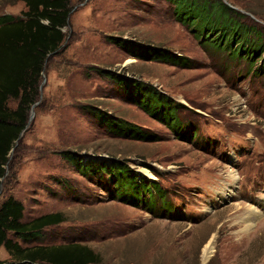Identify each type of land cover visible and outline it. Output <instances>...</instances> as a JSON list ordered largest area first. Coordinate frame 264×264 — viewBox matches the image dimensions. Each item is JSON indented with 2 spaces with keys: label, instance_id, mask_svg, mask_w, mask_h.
<instances>
[{
  "label": "rangeland",
  "instance_id": "374dc122",
  "mask_svg": "<svg viewBox=\"0 0 264 264\" xmlns=\"http://www.w3.org/2000/svg\"><path fill=\"white\" fill-rule=\"evenodd\" d=\"M222 1L264 30V0ZM71 5L67 39L46 62L35 116L1 186L0 202L22 201L26 220L64 214L31 245L85 244L102 264H264V70L254 71L264 54L251 66L238 50L207 45L202 26L180 21L173 0ZM23 10L22 1L0 0V15ZM151 47L188 63L134 55ZM107 72L153 85L166 96L164 108L181 104L176 128L131 102L129 88ZM98 112L156 139L117 136ZM115 160L138 174L136 188L109 180L102 164ZM248 206L260 213L249 228ZM9 258L1 248L0 264Z\"/></svg>",
  "mask_w": 264,
  "mask_h": 264
},
{
  "label": "trees",
  "instance_id": "16d2710c",
  "mask_svg": "<svg viewBox=\"0 0 264 264\" xmlns=\"http://www.w3.org/2000/svg\"><path fill=\"white\" fill-rule=\"evenodd\" d=\"M26 5L21 15H0V191L7 179V164L15 149L21 132L28 126L32 105L40 96V85L46 62L62 48L70 24L72 0H18ZM172 1V0H171ZM177 17L187 25H201L200 37L215 49L227 48L232 55L238 50L239 57L251 66L262 60L264 54V30L242 22L239 13L222 0H173ZM178 11V12H177ZM208 30H210L208 32ZM218 33L211 36L213 32ZM252 32L253 35L249 36ZM120 44L125 40L110 36ZM235 50L230 51L234 42ZM137 58L167 61L173 64L188 63L184 57H175L168 49L151 47L135 49ZM185 60V61H183ZM264 65L254 71H263ZM123 88H129V99L160 121L176 128L181 104L163 107L162 92L153 85L130 80L114 72H107ZM11 102L15 103L13 107ZM160 108V109H159ZM117 136L135 139H156L141 126L114 118L106 113H97ZM113 128H116L113 130ZM83 159L82 156H78ZM82 162V161H81ZM85 167L95 161H85ZM107 164V166H106ZM121 165V166H120ZM109 180L120 185L136 188L138 174L128 164L112 161L103 163ZM83 169V168H82ZM101 168H94L95 173ZM144 184V183H143ZM25 205L10 195L0 202V249L4 248L10 258L1 264H102L101 256L91 247L81 243L60 245H31L39 241L44 230L62 223L64 214L46 213L31 220L25 219Z\"/></svg>",
  "mask_w": 264,
  "mask_h": 264
},
{
  "label": "bare ground",
  "instance_id": "6f19581e",
  "mask_svg": "<svg viewBox=\"0 0 264 264\" xmlns=\"http://www.w3.org/2000/svg\"><path fill=\"white\" fill-rule=\"evenodd\" d=\"M228 176H229L230 179H235L236 178V176H235V174H233V172H229ZM242 208H243L242 204H238L237 205V210L240 211ZM247 209H248V211H247L248 212V215L246 216L245 223H246V227L249 228V227H251L253 225V219L255 217H258L260 215V213L257 210H255L254 208H252V206H248ZM213 245H214V241L212 239L205 246V248H204V256H205V259L209 258L210 257V254L213 252Z\"/></svg>",
  "mask_w": 264,
  "mask_h": 264
},
{
  "label": "water",
  "instance_id": "95a60500",
  "mask_svg": "<svg viewBox=\"0 0 264 264\" xmlns=\"http://www.w3.org/2000/svg\"><path fill=\"white\" fill-rule=\"evenodd\" d=\"M42 89H43V83H42L41 86H40V91H41V93H42ZM37 104H38V102H36V103H34V104L32 105L28 125L30 124V122L32 121V119H33L34 116H35V111H34V109H35V107H36ZM27 128H28V126H27V127L21 132V134H20V136H19V138H18V140H17L16 145L18 144V142H19L20 140H22V138H23V136H24V134H25ZM0 193H1V191H0Z\"/></svg>",
  "mask_w": 264,
  "mask_h": 264
}]
</instances>
